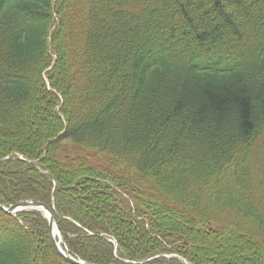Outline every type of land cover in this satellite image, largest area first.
Wrapping results in <instances>:
<instances>
[{
  "label": "trees",
  "instance_id": "trees-1",
  "mask_svg": "<svg viewBox=\"0 0 264 264\" xmlns=\"http://www.w3.org/2000/svg\"><path fill=\"white\" fill-rule=\"evenodd\" d=\"M96 264H264V0H0V204ZM0 264H73L0 208Z\"/></svg>",
  "mask_w": 264,
  "mask_h": 264
},
{
  "label": "water",
  "instance_id": "water-1",
  "mask_svg": "<svg viewBox=\"0 0 264 264\" xmlns=\"http://www.w3.org/2000/svg\"><path fill=\"white\" fill-rule=\"evenodd\" d=\"M0 208L13 215H16L22 211L40 210L49 220L51 240L53 245L67 261L73 264H96L87 262L74 256L68 244L64 240L63 233L59 229V225L57 223L53 210L44 202H41L39 200H25L17 204H11L9 206L0 204ZM55 230L57 231V234L55 233ZM62 242L64 243V246L62 245Z\"/></svg>",
  "mask_w": 264,
  "mask_h": 264
},
{
  "label": "bare ground",
  "instance_id": "bare-ground-1",
  "mask_svg": "<svg viewBox=\"0 0 264 264\" xmlns=\"http://www.w3.org/2000/svg\"><path fill=\"white\" fill-rule=\"evenodd\" d=\"M55 233L57 234V231L55 230Z\"/></svg>",
  "mask_w": 264,
  "mask_h": 264
}]
</instances>
